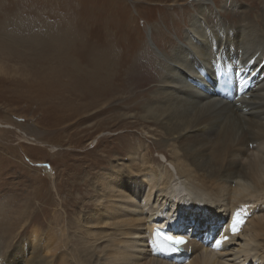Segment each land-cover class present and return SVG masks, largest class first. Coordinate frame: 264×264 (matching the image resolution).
Wrapping results in <instances>:
<instances>
[{"label": "bare ground", "instance_id": "bare-ground-1", "mask_svg": "<svg viewBox=\"0 0 264 264\" xmlns=\"http://www.w3.org/2000/svg\"><path fill=\"white\" fill-rule=\"evenodd\" d=\"M194 1L184 41H178L168 57L158 53L157 87L152 98L131 105L132 97H121L131 109L120 114L124 123L129 119L143 126L141 131L148 137L156 135V151L170 168L150 155L147 145H139L142 154L137 156V148L127 147L129 135H125L114 145L126 154L125 163L119 158L110 160L103 171L72 183L69 194L61 198L63 214L49 220L52 223L56 218L53 224L60 226L59 237L54 226L46 228L44 254L37 256L42 246L34 233L28 247L31 259L24 264H264V15L261 29L253 28L250 20L237 23L236 19L237 24L229 25L214 18L207 0ZM215 1H221L223 8L231 4ZM12 18L10 25L15 24ZM209 18L215 19L212 25ZM51 29L43 36L44 42L30 44L28 52L19 46L9 47L12 38L0 39V54L22 58L27 69L45 62V68L35 65V82L22 81L25 87L42 97L57 96L66 108H74L69 116L105 98L116 101L120 92H126L134 80V68L123 63L129 59H118L115 46L108 42L105 47L90 45L83 35H71L64 26V30ZM26 37L16 36L13 46L26 43ZM45 47L51 60L41 53ZM228 68L235 69L234 75H218ZM74 101L80 102L77 107ZM114 105L111 110L117 108ZM65 170L68 172V167ZM74 170L75 176L81 172L77 167ZM82 187L87 189L80 195L70 194ZM234 214L243 220L237 235L228 230ZM176 216L181 217L177 222ZM161 226L174 238L190 237L183 253L170 257L157 254L151 232ZM67 229L73 234H66ZM217 240H222L218 249ZM34 241L36 245L31 243ZM16 256L19 258L11 264L22 261L19 251ZM0 264H7L1 255Z\"/></svg>", "mask_w": 264, "mask_h": 264}, {"label": "rangeland", "instance_id": "rangeland-1", "mask_svg": "<svg viewBox=\"0 0 264 264\" xmlns=\"http://www.w3.org/2000/svg\"><path fill=\"white\" fill-rule=\"evenodd\" d=\"M46 1L0 0V30L2 31L3 28L6 30V34L0 31V39L12 38V43L8 44L9 47L14 49L19 46L21 51L28 52L31 49L30 44L44 42L45 37L43 36H46L48 30L51 29L49 26H52L51 31L56 28L69 31L72 26L70 34L83 35L90 45L98 46L99 44L98 47H103L108 46L109 43L110 46H115L118 59H129V62L123 63L134 68L132 72L134 80L129 81L131 85L128 84L130 86L124 90L126 92L117 94L116 101L105 98L90 109L69 116L68 114L74 108L71 109L69 105L66 108V104L63 105L64 102L60 98L49 95L39 96L34 89H28L29 86L25 87L22 84L25 80H37L38 78L34 76L36 66L45 68V62H40L43 66L37 62L36 66L33 64L31 69H27L24 66L25 63H22L25 61L22 58L4 56V52V55L0 54L2 56H0V255L7 264H11L14 258H19L16 256L17 251L22 259L19 264H24L25 261L31 259L28 247L34 233L38 236L35 239L40 241L38 244L42 246V250L37 251V256L44 254L43 242L45 245L48 240L46 228L50 229L54 226L55 236L59 237L60 226L57 223L53 224L56 218L53 217L52 223L49 220L52 215L61 216L63 214L61 198L69 194V187L72 183L81 182L85 177L99 173V170L103 171L102 168L108 166L110 160L119 158V161H122L121 164L125 163L126 154L123 153V155L119 151V146L114 147L117 142L123 140L125 135H129L126 138L127 147L137 148V156L142 154L139 145H147L150 155L158 158L170 168L162 155L156 151L154 144V137L158 138L156 135L148 137L145 132L141 131L143 126L129 122V119L124 123L120 114L130 112L131 109L122 102L121 97H132L131 105L152 98V92L157 87L158 62L160 61L158 53L164 56L166 54L165 57H168L171 49L184 41L183 33L189 28L190 15L193 14L195 4L194 0H48V4H45ZM207 2L214 18L219 17L228 24H237L242 20L246 23L250 20L253 28H262L261 19L262 14L264 15V7L261 0H228L231 4L224 8L221 1L219 4L215 0H207ZM173 4H176L174 8ZM225 12L228 14L224 17ZM16 13L20 16L17 14L19 16L17 17ZM37 13L42 16L40 17ZM24 16H27L25 18L28 20ZM9 17H13L12 23L16 25H10L11 18ZM214 18H209L212 21L211 25L214 23ZM43 23H45L44 27H42ZM63 26L64 29H62ZM29 27L33 31H30L32 29L29 30ZM237 30L239 31V27ZM158 32H162L164 36H160ZM39 33L41 38H39ZM16 36L17 39L27 36L29 40L13 46ZM35 36L37 40L39 39L37 42L34 39ZM30 37L33 41H30ZM33 47L41 48L36 45ZM48 52L46 47L41 50L43 55H47ZM48 59L51 60L50 54H48ZM54 64L57 65V63ZM234 72L235 69L228 68L227 71L218 72V75L229 78L230 75H234ZM60 83L62 84L61 81ZM60 83L58 88L62 93L61 88L63 87ZM134 84L135 86H132ZM50 85L55 86L52 83ZM73 103H75L74 107L75 105L77 107V103L80 102L74 101ZM114 104L117 108L111 110V105L114 107ZM94 113H99V115H93ZM121 151L124 152L123 147ZM101 157L105 158L101 160ZM67 167L68 172L65 170ZM75 167L81 169L76 176ZM80 189L77 193L74 191L70 194L80 195L87 187ZM175 218L176 222L181 219L180 216ZM208 223L211 222L208 221ZM182 225L189 228L188 224L183 223ZM61 228L63 229V223ZM66 234L72 235L73 232L67 229ZM61 239L63 237L57 239L58 242H61ZM35 242L31 243L36 245ZM69 246L72 248V242Z\"/></svg>", "mask_w": 264, "mask_h": 264}, {"label": "snow or ice", "instance_id": "snow-or-ice-1", "mask_svg": "<svg viewBox=\"0 0 264 264\" xmlns=\"http://www.w3.org/2000/svg\"><path fill=\"white\" fill-rule=\"evenodd\" d=\"M243 224V220L236 214L233 215V219L229 224V231L233 235H237L239 232L240 226ZM167 240L170 241L172 245V250L177 251L180 245H183L186 241L181 238H172V237H166ZM224 239L226 240L227 237L225 236ZM222 244V240H217L215 247L218 249Z\"/></svg>", "mask_w": 264, "mask_h": 264}]
</instances>
